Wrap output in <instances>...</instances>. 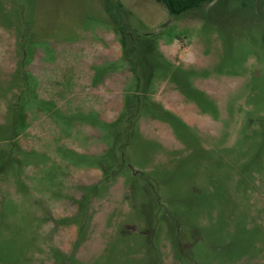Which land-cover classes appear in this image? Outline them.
Listing matches in <instances>:
<instances>
[{
    "label": "rangeland",
    "instance_id": "1",
    "mask_svg": "<svg viewBox=\"0 0 264 264\" xmlns=\"http://www.w3.org/2000/svg\"><path fill=\"white\" fill-rule=\"evenodd\" d=\"M0 264H264V0H0Z\"/></svg>",
    "mask_w": 264,
    "mask_h": 264
},
{
    "label": "trees",
    "instance_id": "2",
    "mask_svg": "<svg viewBox=\"0 0 264 264\" xmlns=\"http://www.w3.org/2000/svg\"><path fill=\"white\" fill-rule=\"evenodd\" d=\"M156 1L162 4L170 14L180 15L182 13L199 8L203 4H209L215 0H156Z\"/></svg>",
    "mask_w": 264,
    "mask_h": 264
}]
</instances>
